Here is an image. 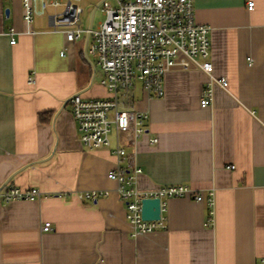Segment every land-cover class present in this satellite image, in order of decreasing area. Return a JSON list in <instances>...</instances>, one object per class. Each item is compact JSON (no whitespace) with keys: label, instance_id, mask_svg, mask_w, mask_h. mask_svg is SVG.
Segmentation results:
<instances>
[{"label":"crops","instance_id":"1","mask_svg":"<svg viewBox=\"0 0 264 264\" xmlns=\"http://www.w3.org/2000/svg\"><path fill=\"white\" fill-rule=\"evenodd\" d=\"M100 1L79 0L82 27L99 22ZM252 1L253 10L248 0H194L196 22L211 28V75L174 67L163 97L140 84L123 96L126 108L149 112L144 137L122 139L131 168L143 170L139 190L184 184L215 196L211 226L206 203L175 197L166 229L135 235L108 178L116 135L108 147L85 148L71 112L73 94L107 95L88 35L71 42L53 26L63 4L36 14L29 31L23 0H0V190L43 192L0 199V264H264V0ZM208 83L214 100L201 107ZM102 189L97 201L79 196ZM45 221L54 231L40 230Z\"/></svg>","mask_w":264,"mask_h":264},{"label":"built area","instance_id":"2","mask_svg":"<svg viewBox=\"0 0 264 264\" xmlns=\"http://www.w3.org/2000/svg\"><path fill=\"white\" fill-rule=\"evenodd\" d=\"M79 0H23V19L29 31L33 30L36 14L48 7L63 4L61 12L53 15V26L65 30V38L75 41L83 34L88 35L86 53L95 59V66L102 73L100 83L106 89L105 97H83L76 93L70 96L79 139L89 150L111 145V134L116 135V145L111 151L116 157V166L108 172V178L115 181L117 192L124 205L126 219L133 233L147 234L166 229V210L170 199L193 197L197 202L206 203L205 225L211 226L215 217V196L213 191L203 193L188 185L175 184L160 186L146 191L139 190L137 178L143 172L138 166L131 168L133 155L128 153L122 139L135 144L148 132V111L126 108L124 95L140 84L151 97H163L165 75L171 68L188 69L198 66L211 75V28L195 19L194 0H105L100 5L104 19L97 25L84 28L81 25L82 8ZM249 10L254 2L248 0ZM14 32V29L11 28ZM15 43L14 37L10 40ZM65 50L61 52L64 55ZM32 81V77H29ZM224 87L226 80H219ZM212 83L201 91L200 106L213 103ZM130 98V97H129ZM129 102V99L127 100ZM156 143L155 138L151 139ZM232 169L235 165L230 166ZM108 190L80 192L82 199L97 201ZM43 192L36 187L21 189L12 187L0 190V199L37 200ZM146 198L159 199L160 218L145 220L141 213L142 201ZM40 230L54 231L52 223L45 221ZM13 264V263H8Z\"/></svg>","mask_w":264,"mask_h":264},{"label":"water","instance_id":"3","mask_svg":"<svg viewBox=\"0 0 264 264\" xmlns=\"http://www.w3.org/2000/svg\"><path fill=\"white\" fill-rule=\"evenodd\" d=\"M105 0H101L97 7L102 4ZM97 9V8H96ZM95 9V11H96ZM95 11L92 16L95 15ZM7 12V11H6ZM160 201L159 199H151V198H146L142 201V206H141V213L142 216L145 220L147 219H159L160 218Z\"/></svg>","mask_w":264,"mask_h":264},{"label":"rangeland","instance_id":"4","mask_svg":"<svg viewBox=\"0 0 264 264\" xmlns=\"http://www.w3.org/2000/svg\"><path fill=\"white\" fill-rule=\"evenodd\" d=\"M112 1L115 3V0H112ZM102 18L104 19V15H102L101 10H99V8H98L97 13H96V15H95V19H94V24L97 23V20H98V21H102V20H103ZM81 19H83V23L85 24V23H86V20H85V14H84V13H83ZM99 19H100V20H99ZM96 25H97V24H96Z\"/></svg>","mask_w":264,"mask_h":264}]
</instances>
